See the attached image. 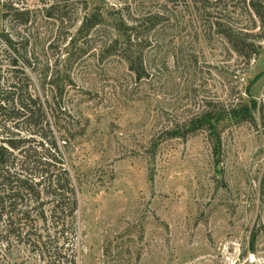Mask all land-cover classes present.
<instances>
[{
  "label": "rangeland",
  "instance_id": "obj_1",
  "mask_svg": "<svg viewBox=\"0 0 264 264\" xmlns=\"http://www.w3.org/2000/svg\"><path fill=\"white\" fill-rule=\"evenodd\" d=\"M5 4L27 8L26 24L3 21ZM154 12H164L162 19L154 20ZM93 13L100 24L73 69V101L66 106L86 126L72 154L73 171L84 174L76 182L77 264H264L260 128L223 121L217 154L206 129L186 138L164 134L207 109L259 99L264 38L247 60L211 25L215 16L257 30V19L247 11L166 0H0V32L37 39L40 57L65 68L69 39ZM111 44H137L147 75L137 80L116 47L107 49ZM12 55L3 54L6 79L14 74L23 85V67L35 81L21 60L12 65ZM0 115L14 121L9 109ZM30 254L20 246L12 263L48 264Z\"/></svg>",
  "mask_w": 264,
  "mask_h": 264
},
{
  "label": "trees",
  "instance_id": "obj_2",
  "mask_svg": "<svg viewBox=\"0 0 264 264\" xmlns=\"http://www.w3.org/2000/svg\"><path fill=\"white\" fill-rule=\"evenodd\" d=\"M166 3L195 5L203 10L224 7L228 13L253 14L258 21L257 30L215 16L211 25L247 60L258 54L259 38H264V0H166ZM58 5L57 2L50 4L47 16L53 17L54 12L50 10ZM161 15L164 12H154L151 17L162 19ZM206 15L207 19L212 17L211 11ZM28 16L27 8L19 10L11 4L4 5L3 21L14 19L26 24ZM99 24L100 17L94 13L79 23L76 34L68 41L70 51L64 60L65 68L57 63L51 68L49 61L40 57L37 39L23 33L13 36L6 30L0 32V114L3 109H9L12 111L9 116L14 118L10 124L0 115V264H14L13 256L20 246L48 264H77L76 182L84 174L78 173V169L77 175L73 171L76 158L72 154L86 126L75 116L73 105L66 106L72 99L69 89L74 85L73 69L82 65V57L91 49L88 34ZM134 45L122 48L111 44L107 49L116 47L115 53L120 54L127 68L140 80L147 72L142 51ZM4 53L13 54L10 62L14 66H20L21 60L35 81L23 67H20L25 79L23 85L16 81L14 74L6 79L2 67ZM227 120L258 126L264 144V84L259 99L251 97L239 106L207 109L185 126L171 127L164 134L167 138H186L206 129L213 142V153L217 154L221 139L218 125ZM254 244L255 234L251 251Z\"/></svg>",
  "mask_w": 264,
  "mask_h": 264
}]
</instances>
